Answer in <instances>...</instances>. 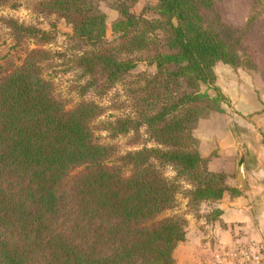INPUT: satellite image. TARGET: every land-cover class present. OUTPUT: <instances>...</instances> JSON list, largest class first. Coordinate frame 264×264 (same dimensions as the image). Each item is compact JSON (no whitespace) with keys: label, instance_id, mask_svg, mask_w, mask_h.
<instances>
[{"label":"trees","instance_id":"16d2710c","mask_svg":"<svg viewBox=\"0 0 264 264\" xmlns=\"http://www.w3.org/2000/svg\"><path fill=\"white\" fill-rule=\"evenodd\" d=\"M109 1L39 0L35 10L73 27L84 49L74 58L86 79L81 96L126 82L139 62L156 66L130 81L132 115L96 124L98 103L70 107L45 75V49L29 50L12 71L0 67V264H175L187 212L237 194L209 170L194 132L226 101L203 90L215 88L217 63L253 69L241 56L247 33L229 28L219 0H158L154 19L132 12L138 0H116L108 42L101 4ZM10 27L20 40L48 38ZM97 131L131 135L138 149L123 153ZM142 131L153 147L140 144ZM183 200L189 210L167 216Z\"/></svg>","mask_w":264,"mask_h":264},{"label":"crops","instance_id":"0c3cea01","mask_svg":"<svg viewBox=\"0 0 264 264\" xmlns=\"http://www.w3.org/2000/svg\"><path fill=\"white\" fill-rule=\"evenodd\" d=\"M216 73L228 102L199 122L195 137L209 170L225 174L237 194L227 191L214 204L222 214L209 233L188 230L175 264H264V84L226 65Z\"/></svg>","mask_w":264,"mask_h":264},{"label":"rangeland","instance_id":"374dc122","mask_svg":"<svg viewBox=\"0 0 264 264\" xmlns=\"http://www.w3.org/2000/svg\"><path fill=\"white\" fill-rule=\"evenodd\" d=\"M38 1L12 0L10 4L0 7V67L2 70L6 72L20 67L26 58L27 52L31 49H45L52 53L51 59L45 64V75L54 82L57 93L69 101L70 107L81 101L98 103L104 108V114L96 124L101 121H112L115 117L132 115L133 108L129 96L130 81H137L138 76L142 74H155L156 66L149 65L146 62H139L136 68L131 71L130 77L127 78L126 82L118 84L103 94L95 93V91L91 90L86 95L81 96L86 79L84 71L79 68L74 58L80 55V50L84 51V49L80 48L79 44L71 39L73 37V27L66 20L61 19L57 15L42 14L35 10V4ZM115 1L111 0L108 3L101 4V10L107 15L108 42L115 40L112 25L120 17L119 13L110 6ZM13 3L16 4L15 7ZM157 5L158 0H138L132 12L137 15L144 12L146 18L154 19L156 18L154 9ZM219 11L229 28L241 29L247 33L241 56L245 61H248L253 69H235L219 62L214 68L216 80L218 78L216 67L218 65H226L233 71H243L259 77L261 83L264 84V0H219ZM11 20L26 27H35L47 33L48 38L38 37L20 40L19 35L10 27ZM45 41L48 43H44ZM139 57L140 55H135L133 58ZM143 57H146V55H142ZM216 83L215 88L208 89L203 86V90L207 91L211 97L216 96L217 92L215 89L221 92ZM225 99L226 101L221 105L222 108L228 102L226 97ZM97 135L102 142L116 145L123 153L138 149L131 146V135L127 137L119 136L113 139L105 131H97ZM140 144L149 148L153 147L152 143L144 135V131L141 132ZM142 147L140 146L139 148ZM186 203V200L180 202L179 209L169 212L167 216L176 213H186L189 210L186 208ZM215 210L214 204L203 203L201 206L194 207L187 212L188 230L198 227L202 231L206 230V233H209L216 223V220H213L215 218Z\"/></svg>","mask_w":264,"mask_h":264},{"label":"water","instance_id":"95a60500","mask_svg":"<svg viewBox=\"0 0 264 264\" xmlns=\"http://www.w3.org/2000/svg\"><path fill=\"white\" fill-rule=\"evenodd\" d=\"M240 177H241L242 180H243L244 177H245L244 167H241Z\"/></svg>","mask_w":264,"mask_h":264}]
</instances>
